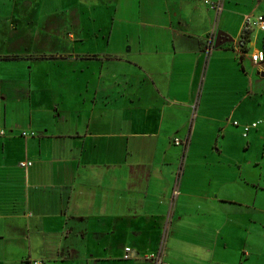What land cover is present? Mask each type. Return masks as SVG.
Returning <instances> with one entry per match:
<instances>
[{"label":"crops","instance_id":"1","mask_svg":"<svg viewBox=\"0 0 264 264\" xmlns=\"http://www.w3.org/2000/svg\"><path fill=\"white\" fill-rule=\"evenodd\" d=\"M38 1L37 10L51 3L57 21L69 25L76 63L65 84L47 71L32 84L0 77L6 132L0 135V264L181 262L188 255L173 242L184 240L183 218L215 216L214 208L228 200L220 196V181L196 180L220 167L184 164L186 118L207 67L208 73L222 69V54H240L244 63L247 53L237 44L248 12L228 0L220 13L205 0ZM131 25L136 38L122 30ZM220 30L237 38L209 49ZM261 35L260 29L247 34L251 54L264 49ZM115 37L120 42L113 48ZM254 63L264 77V62ZM53 80L69 91V105L62 97L37 104ZM246 99L234 109L239 117L250 108ZM22 112L26 117L17 118ZM247 123L235 120L243 132ZM220 233L202 246L210 253L207 264H222Z\"/></svg>","mask_w":264,"mask_h":264},{"label":"rangeland","instance_id":"2","mask_svg":"<svg viewBox=\"0 0 264 264\" xmlns=\"http://www.w3.org/2000/svg\"><path fill=\"white\" fill-rule=\"evenodd\" d=\"M37 5L38 0H0V77L4 78V73L12 81L25 79L32 84L37 78H45L39 74L47 71L48 78L65 84L70 69L76 63L70 49L73 43L69 39L70 27L67 22L57 21L56 12L51 11L53 4L47 3L44 11L42 6L37 10ZM228 5L248 12L252 20L264 12L259 0H228ZM135 27L131 25L129 29L124 27L122 30H128L130 37L136 38L138 32ZM119 28L115 31H121ZM252 29L257 28L251 25L242 37L245 42L243 49L247 53L244 63L240 54L234 56L236 59L232 54H222V69L212 68L208 73L207 67L197 106L186 118L190 130L184 164L211 163L220 167V172L206 173L196 180L202 183H207L210 178L216 180L214 183L220 181V196L228 200L224 199L214 208L215 216L183 218L184 240L172 242L188 256H183L181 262L175 261L176 264H207L210 253L204 247L214 242L218 228H221L218 254L222 264H264V77L258 73V66L252 61L247 47L245 36ZM230 34L237 38L232 32ZM263 36L258 39L259 48L264 44ZM119 42L115 37L111 47ZM128 46L130 44L125 46L126 50ZM48 86L46 93L36 96L40 101L37 104L47 106L51 99L61 97L67 100L66 105L70 104L71 95L67 88L55 80L48 82ZM243 95L247 97L246 104L250 108L246 115L239 117L234 109L240 105ZM16 115L19 119L26 117L23 112ZM235 120L248 122L252 129L248 134L243 132ZM253 123L256 126H252ZM168 137H177L175 131ZM228 214L232 215L230 220H227ZM194 255L199 258L198 262L193 260Z\"/></svg>","mask_w":264,"mask_h":264},{"label":"built area","instance_id":"3","mask_svg":"<svg viewBox=\"0 0 264 264\" xmlns=\"http://www.w3.org/2000/svg\"><path fill=\"white\" fill-rule=\"evenodd\" d=\"M205 3L208 4L211 8L215 9L217 11V13H220L223 9V0H205ZM251 25H254L257 29H260L261 31L264 32V14H260L258 15L254 20H252L250 18V16H246V23H245V30L248 31L251 27ZM215 42H216V34L213 33V35L210 38L209 41V49L213 48L215 46ZM245 46V42L243 41V39H241L239 41V43L237 44V47L239 49V51L241 52L242 55L245 54V51L243 49V47ZM252 60L256 63H261L264 62V49H260V50H256L255 52H253L251 54ZM252 126H256V123H253ZM250 129V127H246V131L248 132ZM6 132L2 129H0V135H4ZM32 133H28L27 131H23L22 135L23 136H28ZM176 140V144H181L183 143V140L181 139H175ZM187 143V141H186ZM31 162H22L21 165L23 166H27L30 165ZM36 264H38L39 262H35Z\"/></svg>","mask_w":264,"mask_h":264},{"label":"water","instance_id":"4","mask_svg":"<svg viewBox=\"0 0 264 264\" xmlns=\"http://www.w3.org/2000/svg\"><path fill=\"white\" fill-rule=\"evenodd\" d=\"M234 38L223 30L218 31L214 47H220L225 43L233 41Z\"/></svg>","mask_w":264,"mask_h":264},{"label":"trees","instance_id":"5","mask_svg":"<svg viewBox=\"0 0 264 264\" xmlns=\"http://www.w3.org/2000/svg\"><path fill=\"white\" fill-rule=\"evenodd\" d=\"M247 38V35L245 36V39Z\"/></svg>","mask_w":264,"mask_h":264}]
</instances>
